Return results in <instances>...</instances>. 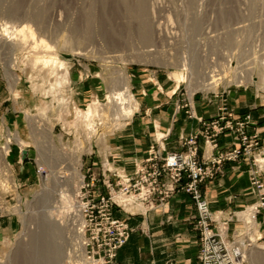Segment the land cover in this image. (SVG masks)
Listing matches in <instances>:
<instances>
[{
    "label": "rangeland",
    "instance_id": "rangeland-1",
    "mask_svg": "<svg viewBox=\"0 0 264 264\" xmlns=\"http://www.w3.org/2000/svg\"><path fill=\"white\" fill-rule=\"evenodd\" d=\"M0 22L28 24L35 35L0 41V149L10 146L13 173L5 178L0 159V264L92 263L84 238L83 247L75 244L86 219L90 222L85 202L112 189L117 193L119 181L134 176L119 177L116 187L111 176L98 172L103 173L110 137L147 115L150 85L163 89L162 95L177 89L185 112L186 103L195 111L198 95L224 88L264 90V0H0ZM39 56L56 57L64 67L51 62L45 67ZM211 68L223 70L225 79L205 88ZM175 72H183L185 80L177 81ZM239 75L245 76L243 86L233 84ZM116 86L131 91L129 116L108 101ZM91 105L103 116L95 118L96 131L87 127ZM161 109L164 105L155 106L154 114ZM109 161L108 175L114 170V160ZM84 181L91 183L85 199ZM116 206L123 208L111 207L115 217ZM232 222L235 230L246 231L243 221ZM45 225L55 230H44ZM251 227L247 237L264 251V208ZM253 247L243 264L255 263ZM200 249L199 238L202 264Z\"/></svg>",
    "mask_w": 264,
    "mask_h": 264
},
{
    "label": "crops",
    "instance_id": "crops-1",
    "mask_svg": "<svg viewBox=\"0 0 264 264\" xmlns=\"http://www.w3.org/2000/svg\"><path fill=\"white\" fill-rule=\"evenodd\" d=\"M149 89L147 115L130 122L123 133L111 136L109 148L105 150V154L103 152V173L98 174H106L107 178L111 176L116 187L121 182L119 177L135 174L139 165L148 157L152 145L161 141L165 147L164 153L182 151L184 146L180 138L195 133L201 134L203 126L200 118L213 119L219 113L221 99L213 94L196 97L195 116L191 117L184 110L177 109L181 100V94L177 89L165 95H162L163 89L157 90L155 84L150 85ZM154 98L156 102L152 100ZM226 98L229 108L234 110L237 116L246 113L252 115L248 130L251 133H258L262 145L264 90L258 87L233 89L227 92ZM160 105H164V109L154 114L153 108ZM199 142L200 158L207 160L212 151L203 137ZM219 143L221 147L237 146L238 134L229 132L221 135ZM262 152L264 146L259 147L253 153V157L258 158ZM111 158L114 160V170L108 175L110 169L107 166L111 163L109 161ZM259 164L260 175L264 180V164ZM258 165L252 158L228 162L216 178L204 183L205 197L215 218L228 217L231 212L239 211L256 201L257 194L251 175ZM195 208L191 195L182 190L174 193L160 206L149 207L146 203L138 201L123 208L116 206V216L133 229L129 241L120 249L117 261L123 264H199L197 260L199 237L192 224L197 216ZM234 225L237 224L230 223V233L235 230Z\"/></svg>",
    "mask_w": 264,
    "mask_h": 264
},
{
    "label": "built area",
    "instance_id": "built-area-1",
    "mask_svg": "<svg viewBox=\"0 0 264 264\" xmlns=\"http://www.w3.org/2000/svg\"><path fill=\"white\" fill-rule=\"evenodd\" d=\"M222 72L223 70L215 68L209 69L206 72L209 74L207 81L215 86L223 83L225 78ZM244 78L245 76L239 75L233 84L243 86ZM227 92L226 88L218 92L213 91L212 94L221 99L219 113L213 119L200 118L203 126L201 134L195 133L180 138L184 150L164 153L165 147L158 141L151 146L148 157L139 165L134 176L122 178L117 193L112 189L109 195L100 194L97 200L85 202L90 210V213L85 214L90 220L89 222L86 219L84 229L85 256L91 264H122L117 261V257L119 250L129 239L130 230L124 220L112 214V206L116 204L124 207L137 201L146 203L149 207L160 206L179 190L190 194L197 206L195 226L201 241L199 256L202 264H243L244 250L252 244L251 238L247 237L252 232V223L241 218L239 213L252 208L257 219L264 208V180L260 175V164L258 165L262 163V158L264 160V152L258 158L253 157V153L264 146V142L261 145L258 133L248 130L252 121L250 113L237 116V113L229 108ZM185 106L188 107L186 113L191 117L195 116L192 103H186ZM181 107L182 105H178L177 109L180 110ZM229 132L238 134L239 145L221 147L219 137ZM201 137L212 151L207 160H202L199 155ZM250 158L258 165L251 175L252 184L258 194L256 202L243 211L230 213L228 217L215 218L209 202L203 196V183L214 179L226 163ZM94 182L95 179H92V184ZM90 186L91 183L83 182V199L87 198ZM120 195L124 196L121 202L116 199ZM95 211L102 216L101 219L100 215L94 214ZM236 219L247 225L246 231L234 230L230 233L229 225ZM92 224L94 228H90ZM98 256L100 260L96 259Z\"/></svg>",
    "mask_w": 264,
    "mask_h": 264
},
{
    "label": "bare ground",
    "instance_id": "bare-ground-1",
    "mask_svg": "<svg viewBox=\"0 0 264 264\" xmlns=\"http://www.w3.org/2000/svg\"><path fill=\"white\" fill-rule=\"evenodd\" d=\"M145 6V5H144ZM147 6H145V9H146ZM226 11V10H225ZM143 12V11H142ZM140 13V12H139ZM224 13V12H223ZM194 14V13H193ZM186 15V14H185ZM187 16V15H186ZM191 16V15H190ZM23 18V17H22ZM144 22V21H143ZM198 22V21H197ZM24 23V21H23ZM148 23V22H147ZM145 24V23H144ZM149 25V24H148ZM159 25V24H158ZM148 27V26H146ZM159 27V26H158ZM33 28V27H32ZM31 26H29L28 24H23L21 25L20 27L16 26V25H13V26H10L8 25V23H5V22H0V41L2 42H9L11 41L12 39H24L27 34L30 32L33 36L34 35V31L32 30ZM148 28H151L148 27ZM159 30V28H158ZM157 30V31H158ZM145 31V30H144ZM160 31V30H159ZM161 31L158 32L159 35H161ZM36 34V33H35ZM147 37V36H145ZM41 41V40H40ZM44 39L41 41L42 43H45L47 46L48 44L45 42H43ZM39 42V43H41ZM38 43V42H37ZM41 43V44H42ZM40 45V44H39ZM50 46V45H49ZM116 55V54H115ZM114 55V56H115ZM39 61H43V65L45 67L49 66L50 63H55L56 66L58 65V67H64V62H62L61 60H59L58 58L56 57H53V56H44V57H40L39 56ZM113 59V58H112ZM54 64V65H55ZM191 67H192V64H191ZM194 68V67H193ZM13 76V75H12ZM172 76L177 80V81H183L185 80V74L183 72H175L174 74H172ZM14 77V76H13ZM204 87H209V85H211L212 87L215 86L214 83H211V82H204L203 83ZM108 101L111 102V103H114L116 106H120V112L123 116H129L133 113V102H134V98L131 94V91L129 88L127 89H121V88H117V86L115 88H112V91L110 92V94L108 95ZM136 103V102H135ZM127 104V105H126ZM99 109V108H98ZM101 109V108H100ZM104 114V113H103ZM85 115L87 116V127L90 129V130H93V131H96V122H95V118L96 116H98L99 119H102L103 120V116L100 114V112L97 113V108H95L94 106H90L89 109L87 110V112H85ZM119 115H117L116 118H119L118 117ZM100 123H103L100 122ZM16 140L21 144L23 145L24 144V141L23 139L21 138V136L19 135H16ZM10 149V146L7 144V145H4L1 147L0 149V159L3 163V166H4V169H3V172H4V176L6 178L7 177H12L11 175V165L9 163V159H8V151ZM80 157V156H79ZM72 161V160H71ZM264 161V160H262ZM72 168V167H71ZM75 171V173L77 175H79L80 179H82L83 177L81 176L80 172H79V169L78 167H74L73 169ZM59 171V170H58ZM58 174V173H57ZM5 178L3 179V181L5 180ZM62 178V177H61ZM11 179V178H9ZM12 180V179H11ZM6 182V181H5ZM4 182V183H5ZM7 183V182H6ZM6 185V184H5ZM4 185V186H5ZM75 194V193H74ZM69 208V207H68ZM67 209V208H66ZM78 210V209H77ZM60 213V211H59ZM68 215V214H67ZM239 215L241 216V218H244L246 221L248 222H251L254 226V224L256 223V212L254 210H252V208H249L248 210L244 211V212H241L239 213ZM68 220V219H67ZM44 228V230H55V227H48V226H44L42 227ZM50 228V229H49ZM46 232V231H45ZM45 232L43 233V235L45 234ZM79 232V241H76L75 244H77V246H84L83 245V238H84V232H83V229L82 231H78ZM51 237V236H50ZM39 239V238H38ZM42 239V238H41ZM47 240V239H46ZM44 241V239L42 240ZM50 243V242H49ZM254 243L251 244L250 247L246 246L245 250H244V258L246 257V254L247 252L249 251V249H251L253 247ZM56 253V251H54ZM53 252V253H54ZM55 253L52 254V257L55 256ZM250 256H251V259L253 262H255L254 264L258 263V262H261L262 264H264V251L259 248L258 246L254 245L253 249L251 250L250 252ZM47 254V253H46ZM50 255V254H49ZM56 258V257H55ZM52 261V260H51ZM23 264V263H22Z\"/></svg>",
    "mask_w": 264,
    "mask_h": 264
},
{
    "label": "water",
    "instance_id": "water-1",
    "mask_svg": "<svg viewBox=\"0 0 264 264\" xmlns=\"http://www.w3.org/2000/svg\"><path fill=\"white\" fill-rule=\"evenodd\" d=\"M26 152H27V151L25 150V151H24V155H26Z\"/></svg>",
    "mask_w": 264,
    "mask_h": 264
}]
</instances>
